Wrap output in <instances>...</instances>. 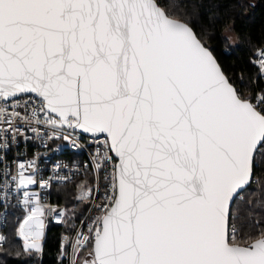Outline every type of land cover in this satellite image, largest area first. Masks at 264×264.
<instances>
[{
  "label": "snow or ice",
  "instance_id": "1",
  "mask_svg": "<svg viewBox=\"0 0 264 264\" xmlns=\"http://www.w3.org/2000/svg\"><path fill=\"white\" fill-rule=\"evenodd\" d=\"M179 7L0 0V220L15 195L17 257L42 258L55 222L70 264H264V43L234 78ZM82 139L97 145L75 185L85 219L47 199L67 166L45 177L18 151Z\"/></svg>",
  "mask_w": 264,
  "mask_h": 264
},
{
  "label": "trees",
  "instance_id": "2",
  "mask_svg": "<svg viewBox=\"0 0 264 264\" xmlns=\"http://www.w3.org/2000/svg\"><path fill=\"white\" fill-rule=\"evenodd\" d=\"M176 3L180 5L179 11L189 14L196 31L209 38V46L229 75L234 78L243 75L245 80L255 75L256 69L248 60L253 48L264 43V0H176ZM226 25L231 26L236 42L229 39L225 43L223 38L227 36ZM83 179L84 177H77L74 181L56 185L51 190V199L67 204L69 209L75 208L80 219L88 204H80L75 200V185ZM252 187L255 188L256 185L253 184ZM15 224L16 212L11 209L6 225L8 240L3 249H0V264L61 263L60 235L67 230L66 226L49 223L44 255L42 258H35L15 255L21 249V242L14 235Z\"/></svg>",
  "mask_w": 264,
  "mask_h": 264
},
{
  "label": "built area",
  "instance_id": "3",
  "mask_svg": "<svg viewBox=\"0 0 264 264\" xmlns=\"http://www.w3.org/2000/svg\"><path fill=\"white\" fill-rule=\"evenodd\" d=\"M31 135V133H29ZM48 147H44L43 143L40 140H31L28 142H23L18 146V151L21 154L20 159L31 158L34 155L39 154V161L38 166L41 170V174L47 177V175L52 174V169L54 165L60 164L61 166H67L61 168V175H69L71 179L66 183L54 182V186L67 184L74 181L77 177H84V179H89V183L92 182L91 177L93 175L92 168H93V156L95 155L97 145L92 144L88 139H82L80 141L81 147L79 148H72L69 144L63 140H53L47 142ZM15 154V151L13 152ZM90 175V177H87ZM103 175V173H102ZM83 179V180H84ZM53 186V187H54ZM52 190V189H51ZM78 193H76L77 195ZM103 195V188L99 194H97V199ZM47 199L54 204H59L61 206H67L65 203L56 202L51 199V191L47 195ZM9 211L12 209L16 212V219L22 216V210L18 205L17 197L12 195V199L10 201ZM68 207V206H67ZM90 205H87V208L81 217V219L87 218L91 213L88 211ZM57 224L55 222H51ZM6 225H7V218L6 222L0 220V232L6 235ZM62 225L63 224H57ZM77 226L78 223H77ZM69 234L66 231H63L60 235V239L62 235ZM60 246V245H59ZM71 258V248H69V255L62 258L60 264H70Z\"/></svg>",
  "mask_w": 264,
  "mask_h": 264
},
{
  "label": "rangeland",
  "instance_id": "4",
  "mask_svg": "<svg viewBox=\"0 0 264 264\" xmlns=\"http://www.w3.org/2000/svg\"><path fill=\"white\" fill-rule=\"evenodd\" d=\"M227 33V36L230 37L231 41L232 42H236V36L231 32V31H228L226 32Z\"/></svg>",
  "mask_w": 264,
  "mask_h": 264
}]
</instances>
